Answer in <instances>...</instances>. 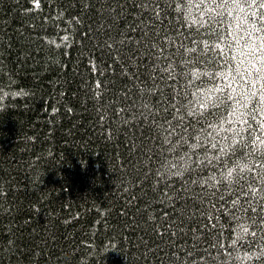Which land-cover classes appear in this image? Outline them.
<instances>
[{
	"label": "trees",
	"instance_id": "1",
	"mask_svg": "<svg viewBox=\"0 0 264 264\" xmlns=\"http://www.w3.org/2000/svg\"><path fill=\"white\" fill-rule=\"evenodd\" d=\"M160 8L165 0H0V264H222L213 227L221 244L235 238L227 182L200 184L212 169L195 163L182 177L166 170L188 151L181 136L214 120L198 114L182 128L172 105L201 81L213 87L191 73L222 70L205 46L220 33Z\"/></svg>",
	"mask_w": 264,
	"mask_h": 264
},
{
	"label": "snow or ice",
	"instance_id": "2",
	"mask_svg": "<svg viewBox=\"0 0 264 264\" xmlns=\"http://www.w3.org/2000/svg\"><path fill=\"white\" fill-rule=\"evenodd\" d=\"M165 2L167 11L174 6L175 13H183L185 22L190 26H197V32L205 27L211 29L209 35L219 32L220 36L214 45L205 46L215 54L213 64H216V58L223 59L222 70L218 72L191 73L197 79L207 77V82L212 83L213 87L206 88L201 81V92L191 93L192 99H188L187 103L178 100L177 104L172 105L175 109L173 119L182 128L188 127L183 124L186 117L212 115L214 120L207 122V128L202 127L199 134H195L196 130H193L181 136L180 146H187L188 151L175 161H169L166 170L170 175L182 177L185 170L195 163L197 168L212 169L210 175L199 181L200 184L216 188L226 181L230 195L235 197L231 200L232 207L228 209L230 223L235 225L231 228L235 238L231 240L230 246L221 244L219 232L223 229L213 227V246L225 256L222 264H255L257 261H264V215L258 212V208L264 211V0ZM33 3L35 8H40V0H33ZM153 3L158 4V0H153ZM141 7L147 8V5L142 4ZM152 11H156V8ZM159 11L167 12L162 8ZM62 17L63 13H60L54 19ZM159 18L158 14L156 19ZM67 23L71 25V21ZM62 42L64 46H70L69 35H64ZM192 43H196L195 39ZM56 47L60 48L61 44ZM190 51L194 56L195 49ZM217 67L221 66L217 64ZM216 79L224 83L217 85ZM187 95L189 93L186 92ZM220 108L229 110L228 115L224 116L219 111ZM225 124L228 125L227 128L224 127ZM190 140L194 142L189 143ZM241 146L250 150L245 153ZM196 149H202L204 155L193 160ZM175 151L176 149L173 150L174 153ZM209 151L214 154L209 155ZM257 151L260 152L259 162L255 156ZM219 202L224 203L227 208L223 193L219 194ZM212 218L219 222L220 213L217 212Z\"/></svg>",
	"mask_w": 264,
	"mask_h": 264
}]
</instances>
